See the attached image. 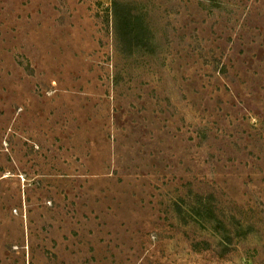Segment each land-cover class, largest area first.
I'll use <instances>...</instances> for the list:
<instances>
[{
  "label": "rangeland",
  "instance_id": "374dc122",
  "mask_svg": "<svg viewBox=\"0 0 264 264\" xmlns=\"http://www.w3.org/2000/svg\"><path fill=\"white\" fill-rule=\"evenodd\" d=\"M0 264H264V0H0Z\"/></svg>",
  "mask_w": 264,
  "mask_h": 264
},
{
  "label": "trees",
  "instance_id": "16d2710c",
  "mask_svg": "<svg viewBox=\"0 0 264 264\" xmlns=\"http://www.w3.org/2000/svg\"><path fill=\"white\" fill-rule=\"evenodd\" d=\"M126 28H127V32L129 31V28H128V26H126Z\"/></svg>",
  "mask_w": 264,
  "mask_h": 264
}]
</instances>
